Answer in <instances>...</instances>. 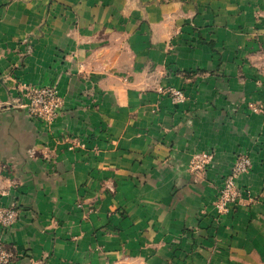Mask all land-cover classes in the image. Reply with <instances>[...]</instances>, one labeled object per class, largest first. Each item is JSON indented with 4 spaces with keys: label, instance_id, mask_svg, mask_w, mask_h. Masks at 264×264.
Segmentation results:
<instances>
[{
    "label": "crops",
    "instance_id": "0c3cea01",
    "mask_svg": "<svg viewBox=\"0 0 264 264\" xmlns=\"http://www.w3.org/2000/svg\"><path fill=\"white\" fill-rule=\"evenodd\" d=\"M0 205L9 264H264V0H0Z\"/></svg>",
    "mask_w": 264,
    "mask_h": 264
},
{
    "label": "built area",
    "instance_id": "2783aa9c",
    "mask_svg": "<svg viewBox=\"0 0 264 264\" xmlns=\"http://www.w3.org/2000/svg\"><path fill=\"white\" fill-rule=\"evenodd\" d=\"M36 98L43 103V114L47 115V119H51L57 106V93L51 88H45L42 90H36ZM170 98L174 102L184 101L183 93L175 88L168 89ZM57 108V107H56ZM198 166V165H197ZM250 161L246 156H239L235 161L230 172L225 175V179L219 186L216 198L213 202V208L218 215H224L229 212L230 208L241 200V193L244 190L238 184V179L247 174L250 169ZM248 191H246L247 193ZM4 211V212H3ZM17 213L14 209H1L0 208V220L6 226L10 225ZM11 254L7 252L4 245L0 242V264H7L10 260Z\"/></svg>",
    "mask_w": 264,
    "mask_h": 264
},
{
    "label": "rangeland",
    "instance_id": "374dc122",
    "mask_svg": "<svg viewBox=\"0 0 264 264\" xmlns=\"http://www.w3.org/2000/svg\"><path fill=\"white\" fill-rule=\"evenodd\" d=\"M48 87L51 88L54 92L57 93L56 87L54 85L35 86V85H29V84H26V83L19 84L20 97H18L17 104L26 107L27 111H28V113H29V115L31 117L43 120L45 122L49 121V119H47V115L43 114V109H42V108H44L43 107V103H42V101H38V99L36 98V92H35L36 90H42V89H45V88H48ZM56 98H57V106H56L57 108L55 107L56 110H54V113H53V115L51 117H53L54 114L55 115L57 114V111L60 109L59 107H61L62 102H63V99L58 95V93L56 95ZM224 179L225 178L223 177V180ZM223 180H222V182H223ZM239 180H240V178L238 179V184H239ZM222 182H221V184H222ZM239 186H240V184H239ZM240 187H241L242 190L245 189V191H243L241 193V200H245V198L248 201L254 200L253 196H252V194H251V192H250V190L248 188H246V187L244 188L242 186H240ZM246 191H248V192L246 193ZM0 208L1 209H14L16 211L15 207L12 208V207H6V206H1L0 205ZM0 218H2V217H0ZM0 224H1V227H3L5 230L9 226H11V224L6 226L5 224H3L1 222V220H0ZM0 242L4 245L5 250L7 252H9L8 251V247L6 246V244H4V241L0 240ZM11 260H12V254H11L10 260H9V262L7 264H9L11 262Z\"/></svg>",
    "mask_w": 264,
    "mask_h": 264
}]
</instances>
